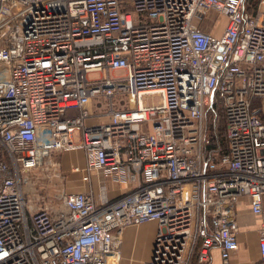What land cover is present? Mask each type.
<instances>
[{
	"label": "built area",
	"instance_id": "built-area-1",
	"mask_svg": "<svg viewBox=\"0 0 264 264\" xmlns=\"http://www.w3.org/2000/svg\"><path fill=\"white\" fill-rule=\"evenodd\" d=\"M73 151L91 188L52 207L36 181ZM242 200L264 264V0H0V264H119L147 223L144 264H228Z\"/></svg>",
	"mask_w": 264,
	"mask_h": 264
},
{
	"label": "crops",
	"instance_id": "crops-1",
	"mask_svg": "<svg viewBox=\"0 0 264 264\" xmlns=\"http://www.w3.org/2000/svg\"><path fill=\"white\" fill-rule=\"evenodd\" d=\"M222 29L219 32L214 30L213 33L219 36ZM204 30L210 32L211 29L205 27ZM75 154L78 164L75 166L70 165V171L72 168H78L79 170L84 168V154L81 151H75ZM71 174H78L80 176L77 182L72 181L70 183L72 186L76 183L74 187L77 192L89 191L91 185L81 183L80 179L82 174L80 172H71ZM115 195L114 191L110 192L111 198ZM237 210L239 245L238 249L231 255L228 264H258L260 260L258 250V229L260 220L250 213L246 200H242L238 204ZM156 229L157 226L155 223H147L126 229L122 236L121 261L119 264H144L150 260ZM208 264H222L218 249L215 248L210 251Z\"/></svg>",
	"mask_w": 264,
	"mask_h": 264
},
{
	"label": "rangeland",
	"instance_id": "rangeland-1",
	"mask_svg": "<svg viewBox=\"0 0 264 264\" xmlns=\"http://www.w3.org/2000/svg\"><path fill=\"white\" fill-rule=\"evenodd\" d=\"M224 23H225L224 18H222V17L218 18L217 28H216L217 32H219L223 28ZM98 77L99 76L97 74L89 75V79H96ZM156 99H157V97H145V98H143L145 104H151V102L155 103ZM96 101H97V99L93 101L94 104L92 105L94 112L95 113L104 112L105 108L103 106H100V110L97 109V106H95ZM102 105H103V102H102ZM102 119H104V118H102ZM57 159L61 163V170H60V175H59L58 179H55V178L49 179V178L42 177V175H39V177L41 179L36 181L37 183L35 185V187L39 188L38 190H40V189L44 190L43 192H45V195H47V198L49 201L48 204L49 205L51 204L52 207H56V208H58V206L60 205V201L58 198L60 196V192L62 191V189H64L65 192H67V191L75 192L76 188L74 186L76 185V183L74 184V186H72L70 183L72 181L77 182L79 177H80L78 174H71V171L69 170L70 165L75 166L76 164H78V160L76 159L75 151H73L69 154H63V155L59 156Z\"/></svg>",
	"mask_w": 264,
	"mask_h": 264
},
{
	"label": "trees",
	"instance_id": "trees-1",
	"mask_svg": "<svg viewBox=\"0 0 264 264\" xmlns=\"http://www.w3.org/2000/svg\"><path fill=\"white\" fill-rule=\"evenodd\" d=\"M207 154L215 153L217 150L224 149V115L218 104H214L207 113Z\"/></svg>",
	"mask_w": 264,
	"mask_h": 264
}]
</instances>
